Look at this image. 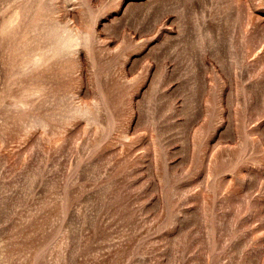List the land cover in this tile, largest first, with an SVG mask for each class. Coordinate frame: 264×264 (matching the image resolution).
<instances>
[{
	"label": "rangeland",
	"instance_id": "obj_1",
	"mask_svg": "<svg viewBox=\"0 0 264 264\" xmlns=\"http://www.w3.org/2000/svg\"><path fill=\"white\" fill-rule=\"evenodd\" d=\"M0 264H264V0H0Z\"/></svg>",
	"mask_w": 264,
	"mask_h": 264
}]
</instances>
